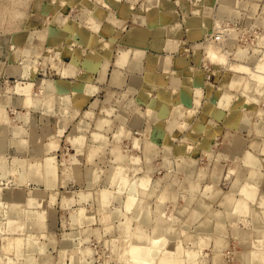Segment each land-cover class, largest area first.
Instances as JSON below:
<instances>
[{"label": "rangeland", "instance_id": "1", "mask_svg": "<svg viewBox=\"0 0 264 264\" xmlns=\"http://www.w3.org/2000/svg\"><path fill=\"white\" fill-rule=\"evenodd\" d=\"M27 1L0 0V52H2L0 56L4 53L5 45L6 49L8 45L7 51L10 53L7 58L11 61L9 74L17 78L15 83L13 79H4L0 82V131H3L2 134L7 141L4 151L0 153L1 263L140 264L136 258L129 254L131 248L128 246L129 242L132 247L140 246L146 243V238L150 240L159 235L166 243H162L159 251L153 253L156 259L153 258V254L152 257H148L150 260L147 259V261L149 260L146 262L147 264H158L165 255L161 254L167 251L165 250L167 244L170 246L171 242L174 246L180 243L181 248L179 245L178 247L184 251L178 257L182 262L180 264H188L187 256L184 255L187 250L192 251L195 255V264H199L198 261H201L200 264H259L256 260L252 262L253 259L250 258V255L260 248L259 245L255 246L256 242L264 245V243H259L261 235H259L260 237L257 235V239V236L253 234L254 232L262 234V240H264V207L260 206L261 196L264 195V177L260 179V185L246 181L257 189L252 204L249 206L253 216L251 218L252 227L249 225L246 227L243 222L240 225L236 223L240 220V214L242 213L244 216V213L234 209L235 204L232 206L229 203L223 205L224 212H222L218 210L214 202H211L217 201L215 194L220 195L222 192L221 194L225 195L227 193V183H229L227 182L224 186L220 185L219 188L216 177L220 171L216 169L213 172L211 169L214 165H221L227 169V177L232 174L242 176L245 173L243 170L245 165L254 166L257 164L264 173V150L262 148L264 146V84L248 87L246 83L249 73L234 67V64L245 65L253 69L254 64L261 60L264 53V0H182L185 18L190 20L195 18L197 19L196 26L200 25L201 33L196 35L193 31L191 38L195 41L198 39L193 47L201 53L199 69L204 72V82L206 86H209L208 91L210 94L216 93L218 88L223 87L222 91L220 90L219 98L215 99L216 101L213 100L216 107H213L211 103L212 107L209 109L208 116L203 119L193 114L192 121L188 124L190 116L186 113H191L192 109L196 112L199 111V108L196 107H198L200 95L196 93L190 111L182 103L178 104L173 108L167 120L169 132L177 127H186L184 132L191 133L192 137L178 141H183L182 143L185 145L187 142L192 143L196 147L195 152L198 153L179 152L172 160L168 154V156L164 155L165 166L162 165V169L156 171L157 168L154 164L151 165L149 159L141 161V157L136 152L141 148L142 142L145 143L146 140L143 141L140 137L134 136L131 144L122 141L124 157L118 162H106L100 179L101 189L98 190L97 201L91 196L90 191H82L83 188L72 185L73 175L70 174L69 168L71 161L67 152L63 154L60 163L58 162L59 156L55 158L53 154H48L49 151L54 152L58 147L57 139L54 142L47 141V143L44 140H49L52 137V134H49L50 130L47 129L50 124L47 114L50 112L45 110L42 114L45 124H43L44 130L40 136L41 141L30 144L26 136H23L25 128L30 123L33 96V83L24 78L28 77L29 65L33 61L35 62L31 59L32 56H41L42 44L51 42L53 32L50 23L53 13L58 8H63L60 6L63 3L60 4L59 0H53L52 8L49 7V11L29 15L26 12L29 9ZM98 1L103 3V0ZM147 1L150 5L157 7L161 2V0ZM73 10V8H68L65 12L66 16L70 19H87L94 28H98L99 21L87 18L83 13L73 14ZM18 11L21 15H18ZM25 17L28 25L36 18L42 28L29 29L28 26L24 31L17 32L24 36L14 39L13 36L17 34L14 28ZM136 19L141 20L139 17ZM205 21L209 24H205ZM54 22H57L55 17ZM201 26H205L204 30ZM34 43H37L39 47L32 46ZM178 46V41L168 39L165 51L176 52ZM208 46H213L219 52L227 54L226 61L228 63L225 61L220 64L211 61L205 51ZM124 53L127 54L124 50L119 52L120 57ZM13 54L21 56L22 69L20 72L19 70L16 72L12 68L15 63ZM169 59V57L162 58L166 63ZM229 64L233 65L232 69ZM73 65L66 64L64 66L65 71L70 75H74ZM10 81L14 84L13 86L10 85ZM26 86L29 87L28 93L21 91V88ZM170 86L176 90L179 87L177 80L173 81ZM96 89L93 84H90L84 91L89 95ZM204 95L202 94L201 99L207 101ZM235 95L238 107L231 105ZM25 98L30 100L29 105L24 102ZM17 106L23 107L25 112H17L14 108ZM136 108L141 111L144 107L141 105ZM214 109L222 111L219 113ZM11 114L14 116L11 117ZM52 123V126L56 127L57 123ZM11 124L14 126L8 135V127ZM16 129L18 132L15 134ZM184 132L182 133L184 134ZM139 134L140 132L136 135ZM144 136V139L148 140V134ZM149 143V141L146 142L148 145ZM200 143L204 144L205 148H202ZM49 144H53V148L48 149ZM192 145H189L190 149L193 147ZM118 146L120 145L118 144ZM163 146L164 153H167V146L165 144ZM7 149L11 150L10 154H7ZM246 154L252 158L247 160ZM27 155L29 158L39 155L43 157L39 160L28 161ZM9 157H12L10 161L7 159ZM47 160H50L49 163L52 164V173L50 174L44 172ZM14 161L17 164H14ZM33 168H36L38 172H32ZM95 168V171L98 170L97 167ZM164 168L166 169L164 170ZM212 172V181L205 183L206 187H211V189L208 188V191L203 193L197 191V194L188 195V191H191L188 185L197 181L195 183L197 189L198 181L211 178L210 173ZM171 175L172 181L178 185L177 195H174L173 198L168 195L167 199L153 197V193H156L157 190L160 191V188L167 187L166 190L169 189V185L172 183ZM128 176L131 177L128 178ZM142 178L146 179L145 186L139 184V180ZM155 178L159 180V187L153 185L156 191L152 187ZM214 183L218 184L215 186L217 190H214ZM233 191L231 189L229 193L234 197ZM128 193L134 196L135 204L132 205V209L136 212L134 210L124 211V209L126 210L124 206L130 196ZM138 193L142 196H139ZM136 196L137 198H135ZM145 196L147 199H144ZM142 199L145 200L144 203L139 204ZM157 219H161L164 223V230L163 227L156 228L155 221ZM257 227H261L259 229L263 233ZM158 231L160 234L157 235ZM138 233L143 237L140 240H138ZM122 234L124 241L121 237ZM127 238L129 240H126ZM196 238L201 239L203 244L207 245L202 249L201 240L199 242V239L197 241ZM203 238L206 239L203 240ZM15 239L20 240L18 247L12 245ZM207 239L209 240L206 241ZM253 239L254 241H252ZM125 241L126 245L123 244ZM175 241L178 243H174ZM121 243L126 246L125 249L122 245L124 252H121ZM251 245L256 249L251 248ZM160 248L163 250L161 251ZM200 248L203 251L200 252ZM263 248L264 246H261V249ZM155 254H158L157 257ZM2 255L8 257L4 258ZM132 259H134V263L131 262ZM194 261L190 264H193Z\"/></svg>", "mask_w": 264, "mask_h": 264}, {"label": "crops", "instance_id": "2", "mask_svg": "<svg viewBox=\"0 0 264 264\" xmlns=\"http://www.w3.org/2000/svg\"><path fill=\"white\" fill-rule=\"evenodd\" d=\"M59 1L60 4L63 3L60 5L63 8L55 10L52 22L48 21L53 32L51 42L42 44L41 56H32L31 59L35 62L29 65L28 77L24 78L33 83L30 123L25 128V133L23 132V136H26L29 143L35 144L41 141L40 136L45 124L42 114L45 110L50 112L47 114L48 122H50L47 129L50 130L49 134H52V137L44 140L47 143L57 139L58 147L54 152L49 151L48 154H53L55 158L59 156L60 163L63 154L67 152L71 161L69 168L70 174L73 175L72 185L83 188L82 191H90L95 200L98 197V190L101 189L100 179L103 168L107 163L118 162L124 157L122 141L131 144L134 136L140 137L143 141H149V145L142 142L141 148L136 152L141 157V161L149 159L151 165L154 164L157 168L156 171L161 170L162 165L165 166L164 155L168 154L172 160L179 152L198 153L195 152L196 147L192 143L187 142L185 145L183 141H178L192 137L191 133L184 132L186 127H177L169 132L167 120L178 104L182 103L190 111L196 93L200 95L202 103L199 100L196 107L199 108L198 112L192 109L191 113H186L190 116L188 124L192 121L193 114L203 119L208 116L209 109L212 107L211 103L213 107L215 106L213 100L219 98L223 87L218 88L216 93L210 94L208 91L209 86H206L204 82V72L199 69L201 53L193 47L198 39L195 41L191 38L193 31L196 35L201 33L200 25L196 26L195 18L191 20L185 18L182 0H161L159 7L150 5L147 0H103V3L98 0ZM27 2L29 9L26 12L30 15L49 11L53 0H28ZM68 8L74 9L73 14L83 13L87 18L99 21L98 28H94L87 19L77 20L67 17L65 12ZM138 17L141 20L136 19ZM207 21L205 24L208 23ZM28 26L29 29L42 28L36 18L28 25L25 17L14 30L16 33L22 32ZM201 27L204 30L205 26ZM168 39L179 42L176 52L165 51ZM32 46L39 47L37 43ZM7 50L8 45L7 49L5 45L4 53L0 56V82L4 79H13L15 83L16 76L9 74L11 61L7 58L10 53ZM123 50L127 54L120 57L119 52ZM13 57L15 63L12 68L20 72L21 56L13 54ZM163 57L170 58L168 63L162 60ZM66 64L74 66V75L65 71ZM175 80L179 85L176 90L170 86ZM90 84L97 89L88 95L84 90ZM22 90L28 93L29 87L21 88ZM205 91L207 95H204ZM202 94L207 101L201 99ZM236 98L235 95L231 103L234 107H238ZM24 102L29 105L30 100L25 98ZM141 105L144 108L141 111L137 110L136 107ZM14 108L17 112H25L23 107ZM216 111L220 113L222 110ZM13 116L14 114H11V117ZM52 122L57 123L56 127L52 126ZM13 126L14 124H11L8 127V135ZM17 132L18 129L15 134ZM138 132L140 136L136 135ZM2 133L3 131H0V139L4 138L5 146L0 147V153L7 145L6 137ZM145 134H148V140L144 139ZM117 139L120 140L116 141ZM181 143L184 145L182 146ZM164 144L167 146V153L163 151ZM189 145L193 147L190 149ZM201 146L205 148L204 144ZM49 148H53V144H49ZM6 152L8 154L11 150L7 149ZM27 157L29 161L42 159L43 156L29 158L27 155ZM11 158H7L8 161ZM49 161L47 160L44 166L45 174L52 173V164ZM95 167L98 170L95 171ZM214 167L211 171L214 172L216 169L220 171L216 177L219 188L220 185L229 183H227V193L223 195L218 189L221 192L220 195H214L218 202H211H214L218 210L222 212H224L223 205L227 203L231 206L238 202L246 203L247 212L236 223L240 225L243 222L246 227L248 225L252 227L253 216L249 208L252 202L242 193V188L246 181L260 185V179L264 177L263 170L257 164L245 165L244 175L232 174L227 177L225 166L214 165ZM32 172L37 173L38 170L33 168ZM155 179L152 187L153 185L159 187V180ZM172 179L171 175V181ZM210 180L212 181V176L204 179L205 182L198 181L197 189L195 188L197 181L188 185L191 188L188 195L211 189L205 185ZM218 184H213L214 190H217L215 186ZM166 188L162 187L156 193L152 190L153 197L167 199L168 195L171 198L177 195L178 185L173 181L169 189L166 190ZM231 189L235 191H233L234 197L229 193ZM154 190L156 191L155 188ZM144 199L147 197L145 196ZM144 201L142 199L139 204ZM155 225L158 228V224L155 223Z\"/></svg>", "mask_w": 264, "mask_h": 264}, {"label": "bare ground", "instance_id": "3", "mask_svg": "<svg viewBox=\"0 0 264 264\" xmlns=\"http://www.w3.org/2000/svg\"><path fill=\"white\" fill-rule=\"evenodd\" d=\"M230 3V2H229ZM19 12V11H18ZM18 12H17V14H18ZM3 14V13H2ZM18 15H21L20 14V12H19V14ZM23 15V14H22ZM22 36H24V34H22V33H17L16 35H14L13 36V38L14 39H19L20 37H22ZM206 54H207V57L211 60V61H213L214 63L215 62H219L220 64L221 63H224L225 61H226V55L227 54H225L224 52L222 53L221 51L219 52V50L218 49H216L215 47H213V46H208L207 48H206ZM0 53H2V52H0ZM123 55H125V53L123 54ZM122 55V56H123ZM121 56V57H122ZM259 61V60H258ZM227 62V61H226ZM120 63H122V62H120ZM228 63V62H227ZM238 64V63H237ZM255 65V67L252 69V68H248L247 66H245V65H235L234 64V67L237 69V70H240V71H247L249 74V77H248V80H247V83H246V85L249 87L250 85H251V87H252V85L254 86V85H263L264 84V53H263V55H262V57H261V60L259 61V62H257L256 64H254ZM253 65V66H254ZM229 66H230V64H229ZM233 66V65H232ZM232 66H230L231 67V69H232ZM236 72V71H235ZM246 72V73H247ZM239 74V73H238ZM243 74V73H242ZM246 76H248L247 74H245ZM17 87H20L19 85H17ZM242 87H243V85H242ZM263 87V86H262ZM255 88V87H254ZM253 88V89H254ZM258 89V88H257ZM2 98V97H1ZM4 98H5V96H4ZM194 106V105H193ZM195 107V106H194ZM179 113V112H178ZM3 146H5V141H4V138H1L0 139V147H3ZM263 148V150H264V146L262 147ZM262 151V150H261ZM260 153V152H259ZM245 158L247 159V160H250L251 158H252V156H249V155H247L246 154V156H245ZM14 164H17L16 162H14ZM19 165V164H18ZM17 166V165H16ZM21 166V165H20ZM15 167V166H14ZM18 167V166H17ZM125 167V166H124ZM19 169V168H18ZM18 169H16V170H18ZM21 170V169H20ZM13 171H15V170H13ZM15 173V172H14ZM127 173V172H126ZM111 174V173H110ZM129 175H131V174H129ZM139 176V175H138ZM124 177V176H123ZM131 176H128V178H130ZM135 177V176H134ZM140 178H141V176H139ZM138 177V178H139ZM131 182V181H130ZM139 184L141 185V186H145L146 185V179L145 178H142V179H140L139 180ZM259 185V184H258ZM129 186H131V185H129ZM148 186V185H147ZM127 187H128V185H127ZM131 187H133V186H131ZM139 188V187H138ZM122 189V188H121ZM135 190V189H134ZM134 190H132V191H134ZM139 190V189H138ZM257 189H255V186L254 185H251V184H249V183H245L244 185H243V188H242V193L243 194H245V196L252 202V200L254 199V195H255V191H256ZM125 191V190H124ZM119 192V191H118ZM128 192H129V190H128ZM139 192H140V190H139ZM264 192V191H263ZM132 193V192H131ZM109 194V193H108ZM129 194V193H128ZM138 194H140V193H138ZM137 194V195H138ZM264 194V193H263ZM103 195V194H102ZM130 195V194H129ZM132 195V194H131ZM129 196V198L128 197H126V198H128L127 199V202H126V204H125V206H124V203H123V206H124V208H126V210L124 209V211H127V210H134V209H132V205H134L135 204V199H134V196ZM133 195H135V194H133ZM127 196V195H126ZM139 196H142L141 194L139 195ZM3 197V196H2ZM105 197V196H104ZM262 197V198H261ZM260 198H261V202H260V206H263L264 207V195L263 196H261ZM4 198V197H3ZM2 198V199H3ZM103 198V197H102ZM101 198V199H102ZM125 198V197H124ZM135 198H137V196L135 197ZM259 198V197H258ZM256 199H257V197H256ZM103 200V199H102ZM126 200V199H125ZM137 200V199H136ZM241 201V200H240ZM257 201V200H256ZM259 201V200H258ZM161 203V202H160ZM258 204H259V202H257ZM256 203V204H257ZM162 204V203H161ZM0 205H1V202H0ZM122 206V207H123ZM131 207V208H130ZM234 209H236V210H239V211H241V212H243L244 213V215L246 214L245 212H247V205H246V203H244V202H238L236 205H234ZM258 207H259V205H258ZM130 208V209H129ZM259 208H261V207H259ZM161 209V208H160ZM159 209V210H160ZM262 209V208H261ZM135 211V210H134ZM161 211V210H160ZM136 212V211H135ZM240 212V213H241ZM263 212H264V210H263ZM262 212V213H263ZM128 213H130V212H128ZM232 213H233V211H232ZM234 213H235V211H234ZM238 214H239V212H237ZM165 214V213H164ZM236 214V213H235ZM161 215V214H160ZM237 215V214H236ZM243 214L241 213L240 214V216L239 217H241ZM162 216H164V215H162ZM263 216H264V214H263ZM114 217V216H113ZM112 218V217H111ZM110 218V219H111ZM115 219H116V215H115V217H114ZM167 219V218H166ZM170 219H171V217H170ZM169 219V220H170ZM215 219V218H214ZM155 223H157L158 224V228L159 227H163V230H164V228H165V225H164V223L161 221V219H157L156 221H155ZM170 224V223H169ZM170 228V227H169ZM258 228V227H257ZM260 229H261V227H259ZM258 228V229H259ZM253 229H256V228H253ZM259 229V231L261 232V230ZM256 231V230H255ZM205 232V231H204ZM254 232V231H253ZM257 232V231H256ZM157 233V235H158V233H159V231L158 232H156ZM261 233H263V232H261ZM139 235H137L138 237H139V239L138 240H140L141 238H143L142 237V235L140 234V233H138ZM160 234V233H159ZM254 235H261V241L259 242V243H264V240H262L263 239V237H262V234H256L255 232L253 233ZM156 235V236H157ZM205 235V234H204ZM207 235V234H206ZM122 236H124L123 234L121 235V237ZM255 236V237H256ZM258 236L256 237L257 239H258ZM201 237H203V236H201ZM254 237V239H256ZM260 237V236H259ZM146 238V237H145ZM195 238V237H194ZM207 238V237H206ZM206 238H203V240L204 239H206ZM209 238V237H208ZM124 238L122 237V240H123ZM166 239V238H165ZM197 239V238H196ZM195 239V240H196ZM199 239V238H198ZM198 239H197V241H198ZM254 239L252 240V241H254ZM126 240H129L128 238L126 239ZM167 240H168V238H167ZM170 240V239H169ZM200 240L201 239H199V242H200ZM209 239H207L206 241H208ZM124 241V240H123ZM146 243H144V244H141L140 246L139 245H137V246H133L132 247V245H130V242H129V244H128V242H127V244H128V246H131V248H130V250H129V254L133 257V258H136L137 259V262H139L140 264H147L146 262H148L150 259L148 258V257H152V254L154 253V252H156L158 249H159V247H160V245L162 246L163 244L162 243H166V241L165 242H163L164 240H163V238L162 237H160L159 235L157 236V237H154L153 239H150V240H148L147 238H146ZM173 241V240H172ZM205 241V242H206ZM255 241H257V240H255ZM14 243L12 244V245H15L16 247H18L19 246V244H20V240L19 239H15L14 241H13ZM169 242V241H168ZM125 243V245H126V241L125 242H123V244ZM134 243H135V241H134ZM172 243V245L170 244V246L167 244V247H166V249L165 250H167V251H165V252H161L162 254L161 255H163V254H165V255H163L164 257L163 258H161L160 260H159V262H158V264H180V263H182V262H180V260L178 259V257H180V255H181V253L182 252H184L182 249H179V247H178V245L180 246V248H181V245H180V243H178V245H173V242H171ZM174 243H176V241L174 242ZM176 243V244H177ZM203 246L201 247L202 249L207 245H205V244H203V241L201 240V242H200ZM122 243H121V252H124V251H122V249H123V245ZM252 244H253V242H252ZM257 244V245H256ZM256 244H255V246H258L259 245V249H257L255 252H253V253H251V257L250 258H252L253 260H252V262L253 261H255L256 260V262H258L259 264H264V248L263 249H261V246L263 247L264 245H260V244H258V242H256ZM123 245V246H122ZM133 245H135V244H133ZM200 245V244H199ZM169 246V247H168ZM253 245H251V248H253L252 247ZM126 246H124V248H125ZM5 248V247H4ZM162 248V247H161ZM161 248H160V250H161ZM163 248H164V246H163ZM200 248V252H201V249ZM258 248V247H257ZM6 249V248H5ZM126 249V248H125ZM128 249V248H127ZM253 249H256V248H253ZM163 250V249H162ZM161 250V251H162ZM159 251V250H158ZM203 251V250H202ZM251 251V250H250ZM252 252V251H251ZM121 254V253H120ZM200 254H202V253H200ZM220 254V253H219ZM129 255V256H130ZM156 255V257H157V255L158 254H155ZM184 255H186L187 256V262H188V264H190V263H192L195 259H194V256L195 255H193V252L192 251H188L187 250V252H185L184 253ZM222 255V254H221ZM3 256V255H2ZM204 256V255H203ZM4 257V256H3ZM5 257H8V256H6L5 255ZM4 257V258H5ZM153 258H155V256H154V254H153ZM200 258H202V257H200ZM199 258V259H200ZM129 259V258H128ZM130 259H131V257H130ZM147 259H149L148 261H147ZM156 259V258H155ZM155 259H152V260H154L155 261ZM1 260V259H0ZM4 260V259H3ZM151 260V261H152ZM257 260H259V261H257ZM5 261H6V259H5ZM10 261H11V259H10ZM131 261V260H130ZM129 261V262H130ZM150 261V262H151ZM154 261H152V262H154ZM7 262H8V258H7ZM129 262H127V263H129ZM132 263H134V259H132V261H131ZM197 262V261H196ZM200 262L201 261H198V263L200 264ZM251 262V260H250V263H252ZM155 263V262H154ZM0 264H2L1 263V261H0ZM6 264H9V262L8 263H6ZM130 264V263H129ZM136 264V263H135ZM151 264V263H150ZM153 264V263H152ZM157 264V263H156ZM184 264V263H183ZM187 264V263H186ZM193 264H195V261H194V263ZM197 264V263H196ZM254 264H257V263H254Z\"/></svg>", "mask_w": 264, "mask_h": 264}]
</instances>
